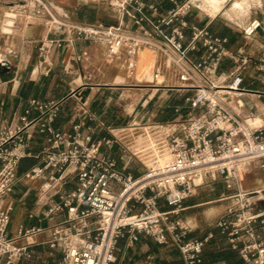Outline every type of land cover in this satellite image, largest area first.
Masks as SVG:
<instances>
[{"label":"built area","instance_id":"built-area-1","mask_svg":"<svg viewBox=\"0 0 264 264\" xmlns=\"http://www.w3.org/2000/svg\"><path fill=\"white\" fill-rule=\"evenodd\" d=\"M12 1L22 2L23 9L32 1L55 25L70 27L78 37L108 39L107 61L112 63L124 55L130 72L141 49L156 52L152 82L156 85L167 71L176 83L162 81L158 89L190 95L182 106H174V119L159 122L147 118L138 124L108 127L110 137L102 140L56 133L51 125L58 106L37 104L42 111L39 121L46 117L41 130L50 137L37 157L43 166L33 168L22 180L35 181L48 174L41 188L44 194H49L51 183L70 178L75 179L76 188L60 196L59 201L54 195L47 198L45 219L61 220L47 228L20 229L16 237L9 235L10 214L0 208V264H25L31 258L32 247L24 241L45 231L50 236L41 245L48 247L51 256L61 257L52 264H127L118 257L120 242L126 239L131 247L142 235L159 246L176 248L184 264H203L204 250L213 234L191 239L190 229L178 217L184 202L208 180H223L228 189L235 188L250 169L264 160V128L255 124L256 118L243 117L239 102L245 94L264 96V91L255 93L245 88L248 76L264 85V47L258 57L244 47L232 53L227 49V38L199 27H192L191 41L185 46V29L189 26L185 17L193 8L192 0H171L175 7L158 22L144 14L141 0H125L120 5L124 15L132 17L128 7L137 5L138 24L151 26L147 29L140 25L133 31L123 24L95 28L60 21L48 0H0V4ZM150 9L157 11L153 5ZM171 27L167 32L166 28ZM261 29L262 22L254 19L242 35L252 40ZM199 46L204 53L194 60L190 53ZM41 58L42 73L48 74L46 51L41 52ZM227 58L233 66L224 75L220 70ZM115 146L141 164L144 173L135 176L121 169L119 161L104 151ZM28 157L22 130L0 138V196L17 183V168ZM235 199L237 208L230 209L217 227L243 264H264V243L258 241L254 227L261 216L248 214L254 204L252 194L240 192ZM162 204L169 210H161ZM147 264H157L156 258L148 256Z\"/></svg>","mask_w":264,"mask_h":264},{"label":"crops","instance_id":"crops-1","mask_svg":"<svg viewBox=\"0 0 264 264\" xmlns=\"http://www.w3.org/2000/svg\"><path fill=\"white\" fill-rule=\"evenodd\" d=\"M124 1L48 0L60 21L66 20L74 25L97 28L123 24L129 31L138 30L140 25L151 29L146 23L138 24L137 5L128 7L132 17L124 15L120 9ZM216 1L222 9L212 15L208 2L192 0L193 8L185 17L189 25L185 29V46L191 41L192 27L207 28L214 36L228 39L227 49L230 52L235 53L244 47L251 55L260 56L264 47V0ZM241 2L244 10L239 7L234 9ZM141 3L144 14L154 22L164 18L175 7L171 0H141ZM152 5L157 11L150 9ZM257 5L262 9L258 17L253 13ZM23 13L27 15L25 25L20 26L9 37L3 39L0 36V58L11 64V73L0 77V138L22 130L27 152L30 154L17 168V183L0 196V208L11 216V237H16L20 229L34 226L47 228L53 222L61 220L59 217L52 221L45 219L47 198L54 195V199L59 201L60 196L76 188L75 179L70 178L51 183L49 194H44L41 188L48 174L35 181L22 180L33 168L43 166L42 160L37 157L50 137L49 133L41 130L46 117L39 121L42 111L37 104L58 106V115L51 125L56 133L65 137L79 136L84 139L92 136L94 140H102L110 137L108 127L138 124L147 118L156 120L157 114L161 115V122L174 119V106H182L190 95L178 90L151 89L158 88L162 84L160 81L156 82L157 86L152 81H139L140 54L137 56L135 69L130 72L124 55L112 63L107 61L108 39L78 37L70 27L55 25L37 5H29ZM254 19L262 22V29L255 38L247 40L242 31ZM166 29L170 33L172 27ZM43 50L48 56V74L42 73ZM203 53V48L199 46L197 51L190 53V57L198 60ZM232 66L230 59H224L220 72L228 75ZM162 78L166 84L176 83L167 71ZM245 88L255 93L264 91V85L250 76L245 80ZM157 97L159 100L163 99L161 103L155 102ZM239 102L243 117L259 119L264 128V96L245 94ZM77 126H81V129L77 130ZM104 151L115 157L119 161V167L126 172L135 176L144 173L141 164L124 156L119 146L104 148ZM240 192L252 194L254 204L248 214L261 216L254 227L258 241L264 243V160L250 169L235 188L228 189L223 180L207 182L196 189L191 199L184 202L178 219L190 229L188 237L203 239L210 234L214 236L204 250L203 264H243L238 252L231 249L227 238L217 227L230 209L237 208L235 198ZM161 210L168 211L169 208L162 204ZM49 236V232L45 231L24 241L32 247L31 258L25 264H52L60 260V255L51 256L48 247L41 245ZM148 256H154L157 264H184L176 248L159 246L145 235L131 247L126 239L120 242L118 257L121 261L127 264H147Z\"/></svg>","mask_w":264,"mask_h":264},{"label":"rangeland","instance_id":"rangeland-1","mask_svg":"<svg viewBox=\"0 0 264 264\" xmlns=\"http://www.w3.org/2000/svg\"><path fill=\"white\" fill-rule=\"evenodd\" d=\"M29 3H31V6H33V4H32L33 2L32 1H29ZM0 5H1L0 6V34H1L0 36L3 37V38L5 36V38H6V37H9L11 35L2 34V25H4L5 24V20L8 19V18L5 17V14H6L5 12L10 11V12L15 13V15H16V17L12 19V21L14 22V28L12 29V34L15 33V32H17L19 30V27L20 26L23 27L25 25V22H26L25 21L26 20L25 19V16H27V15L23 13L24 12V9L23 8H20V5H23V3L20 2V1L7 2L6 4H0ZM12 8H14V9H12ZM27 10H25V11H27ZM49 10L52 11L51 9H49ZM261 11H262L261 7H259L257 5V7L253 11V13H255V16L258 17V16L261 15ZM156 59H157L156 52H153L152 50L150 51L148 49H142V51H140L139 63H138L139 64V67H138L139 68V71H138L139 72V75H140V71H141V73L143 71V68H144L143 66L148 61H152L153 62V66L151 67L152 68L151 69V72H150V75L151 76L148 75V78L147 79L144 78L143 76L141 78L138 77L139 78V81H141V80H147V81L151 82L153 80V74H154V70H155L154 67H155ZM162 80H163V78L161 77L159 79V81L161 82ZM151 89H158V88L153 87ZM187 95H189V93ZM162 100L163 99L159 100V98L157 97L155 99V102L161 103ZM155 121L161 122L162 121L161 115L157 114ZM255 124L260 125L261 124V121L256 118ZM207 182L210 183V182H215V181L208 180Z\"/></svg>","mask_w":264,"mask_h":264},{"label":"bare ground","instance_id":"bare-ground-1","mask_svg":"<svg viewBox=\"0 0 264 264\" xmlns=\"http://www.w3.org/2000/svg\"><path fill=\"white\" fill-rule=\"evenodd\" d=\"M206 2H208L209 4V11L211 12V14L212 15H215V14H217V13H219L220 11H221V9H222V7H221V5L219 4V3H217L218 1H216V0H205ZM246 3V2H245ZM244 4H242V2L241 3H239L238 5H236L235 7H234V9L236 8V7H239L240 9H242V10H244V6H243ZM247 5V4H246ZM17 8V7H16ZM12 9H14V8H12ZM232 12V11H231ZM6 14H5V17L6 18H8V19H6L5 20V24L4 25H2V34H6V35H10V34H12V29L14 28V22L12 21V19L13 18H15L16 17V15H15V13H13V12H10V11H7V12H5ZM241 13V12H240ZM227 14V13H226ZM234 15V14H233ZM230 17V16H229ZM234 19V18H233ZM1 35V34H0ZM4 36V35H3ZM5 37V36H4ZM3 38V37H2ZM1 38V39H2ZM4 39V38H3ZM141 51V50H140ZM139 54H140V52H139ZM153 66V62L152 61H148L143 67V71H142V73H141V71H140V75H139V78H141L142 76L144 77V78H148V75L149 76H151L150 75V72H151V67ZM151 79V78H150ZM162 82V81H161Z\"/></svg>","mask_w":264,"mask_h":264},{"label":"water","instance_id":"water-1","mask_svg":"<svg viewBox=\"0 0 264 264\" xmlns=\"http://www.w3.org/2000/svg\"><path fill=\"white\" fill-rule=\"evenodd\" d=\"M11 73V64L7 60L0 58V77H5Z\"/></svg>","mask_w":264,"mask_h":264}]
</instances>
